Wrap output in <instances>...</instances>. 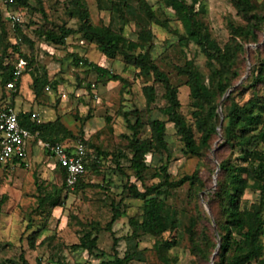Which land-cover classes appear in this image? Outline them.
<instances>
[{
	"label": "rangeland",
	"instance_id": "obj_1",
	"mask_svg": "<svg viewBox=\"0 0 264 264\" xmlns=\"http://www.w3.org/2000/svg\"><path fill=\"white\" fill-rule=\"evenodd\" d=\"M85 1L94 25L110 26L126 39L138 41L141 29L152 30L154 39L145 45L155 64L167 75L171 86L178 88L181 113L192 126L199 143L200 132L193 117L196 108L192 105L190 90L186 85L187 77L179 74V67L193 61L194 67L209 82L214 77V70L221 65L218 62L210 64L195 43L180 42L179 36L184 31L174 12L166 7L165 0L147 1L162 19L168 20L167 28L150 22L147 13L139 8L135 0H129L128 6L124 7L125 19H122L115 5L119 0H113L114 4L109 0H101V6L98 0ZM187 1L197 2L200 13L196 16V21L208 27L212 38L221 47L232 43L231 23L235 26H246L248 23L246 16L232 0ZM30 2L37 8L42 6L46 16L40 11L18 13L29 36L34 37V29L48 22L72 28L78 26L77 19L67 14L68 0ZM250 2L255 13L264 15V0ZM106 7H112L111 11L105 10ZM5 10L6 6L0 4V33L5 28L9 36H12L14 20L11 19L10 12ZM259 40L258 44H249L248 53L240 58L239 65L244 75L236 80L235 86H240L251 76L255 62L264 61V25L259 32ZM23 47L27 49V46ZM256 48H259L257 52H249ZM37 53L38 62L48 68L49 77L58 81L57 90L47 89L42 97L36 99L31 89V77L24 75L17 96L0 84V107L14 103L17 111L38 113L40 120L44 122L59 118L75 138L88 140L95 149L99 162L89 169L81 187L67 189L63 185L62 172L51 166L56 159L50 158L37 145H32L26 167L14 165L0 173V199L5 198L6 201L0 218V260L5 264H22L23 255L30 264H99L102 261H112L117 255L123 258L130 252L133 253V258L128 264H211V261L196 258L192 254L191 240H200L202 231L207 230L210 236L208 243L215 242L213 232L215 230L216 233L217 226L209 204V193L216 187L219 161L229 155L221 146L222 140L214 139L211 148L201 150L200 155L188 154L177 129L172 123L167 124L169 157L168 154L149 155L148 163L157 168L166 166L171 181L199 171L205 190L199 192L197 187L188 183L181 188L171 189L166 203L168 207L178 211L180 227L162 236L134 237L130 218L142 219L143 203L132 199L125 187L136 184L143 190L144 185L159 183L162 178H154L155 169L149 167L143 173V185L130 170L127 157L132 156L128 140L131 131L123 113L137 110L145 123L152 119L167 120L160 111L167 103L164 97L165 84L156 83L153 77H138L133 66L125 67L120 60L110 63L95 44L81 40L79 35L70 37L64 47L51 51L52 54H47L44 50ZM72 53L94 63L105 61V65L121 74L127 84L123 86L115 81L107 84L97 82L95 72H87L85 67H77L72 63ZM148 84L155 86L156 100L147 106L143 88ZM251 85L252 80L246 83V90L237 93L236 101L243 103L250 98L254 91ZM93 86L96 92L91 91ZM130 120L134 123L136 117L131 116ZM150 133L146 125L140 137L148 138ZM48 193L55 196V203L59 205L54 206L50 202L39 208L40 199ZM259 197V193L248 191L243 197V204L249 206ZM121 200L124 214L114 224L112 234L104 228L112 217V203L117 204ZM208 217L212 220V227ZM92 227H98L92 235L96 237L97 244L93 254L73 248ZM36 231H39L38 235L33 238ZM115 237L120 239L117 244ZM169 239L175 241V246L167 249L163 243ZM219 240L218 238V244Z\"/></svg>",
	"mask_w": 264,
	"mask_h": 264
},
{
	"label": "trees",
	"instance_id": "obj_2",
	"mask_svg": "<svg viewBox=\"0 0 264 264\" xmlns=\"http://www.w3.org/2000/svg\"><path fill=\"white\" fill-rule=\"evenodd\" d=\"M109 1L114 4L113 0ZM128 1L119 0L115 4L122 19H125L124 7L128 6ZM135 1L139 8L147 13L150 22L163 28L168 27V20L162 19L147 0ZM232 1L246 16L248 23L246 26H235L231 23L232 43L221 47L212 38L208 27L196 21L195 18L200 13V10L197 9V2L165 0L166 7L174 12L184 31L179 36L180 42L195 43L210 64L218 62L221 65L219 69L214 70L211 82L206 81L202 73L194 67L193 61H188L184 67H179V74L187 77L186 85L190 90L192 105L196 108L193 117L197 121V129L200 132L199 143H197L192 126L181 113L178 88L171 86L167 75L155 64L150 50L145 45L154 39L152 30L150 28L141 29L138 41H135L126 39L120 33L112 30L110 26H96L90 19L85 0H68L67 2L68 16L78 21L76 28L48 22L34 29V37L25 32L21 22L13 23L12 36H9L5 28H2L0 33V84L5 89L12 91L8 89L7 84L13 79L18 61L22 60L25 63L22 77L24 75L31 77V89L36 99L42 97L47 89L57 90L58 81L51 79L48 68L38 62L37 52L44 50L47 54H52L51 51L64 47L67 40L74 35H79L81 40L95 44L105 60H109L110 63L120 60L125 67L133 66L138 72V77L146 79L153 77L156 83L165 84L164 97L167 103L160 111L167 117V120L152 119L145 123L137 110L123 113L131 131L128 140L132 156L127 157L130 170L135 173L137 180L143 185L145 182L143 173L149 167L155 169L154 178H162L159 183L151 186L144 185L145 189L143 190L136 184L126 185L125 188L129 196L143 203L142 219L130 218L133 227L132 236H162L164 233L175 231L180 227L181 220L178 211L168 207L166 203L171 189L181 188L188 183L190 186L197 187L199 192L205 190L199 177V171L179 180L171 181L166 166L157 168L148 163L149 155L168 154L169 157L166 135L167 124L172 123L185 144L186 153L200 155L201 150L211 148L212 142L216 138L222 140V148L229 153L228 157L219 161L217 170L218 168L220 170L216 187H213L209 193V204L219 234L217 236L213 229L215 242L208 243L210 241L208 231H202L200 240L194 238L191 240L192 254L207 262L214 258L215 264H264V61L255 62L252 65L251 76L240 86H235L236 80L244 75L239 65L240 58L248 53L247 46L249 44L260 42L259 32L264 25V15L254 12L255 8L250 0ZM98 3L101 6V0H98ZM104 9L111 11L112 7ZM5 11L10 12L9 15L24 13V11H40L42 15H45L42 6L37 8L31 4L30 0H13L12 4L6 6ZM23 46H27V49H24ZM258 49L249 52H257ZM15 55L17 58L14 59ZM71 56L75 66L85 67L87 72H95L97 82L107 84L110 81H115L122 83L123 86L127 84L121 74L113 72L105 65V61L94 63L76 53H72ZM22 77L16 91H12L14 96H17ZM250 80H252L251 88L254 89L253 94L243 103L236 101L237 93L246 90L245 85ZM94 86L91 91L96 92ZM232 87L235 89L224 99ZM89 88L91 89V87ZM143 91L147 106L153 104L156 100L155 86L153 84L145 85ZM6 105L15 108L14 103ZM220 105L224 115L223 119L219 113ZM2 108L0 107V109ZM32 114V111H18L20 125L28 129L33 136L29 149L32 145H36L38 138L52 143L82 140L87 144V171L76 186L81 187L89 169L99 162L95 149L87 139L75 138L72 131L59 118L47 122L35 121L32 120ZM131 116L136 117L134 123L130 120ZM146 125L150 129V137L141 138L140 135ZM36 134H38L37 138L34 137ZM47 154L51 156L49 153ZM118 164L121 167L120 163ZM18 165L26 167L27 159L18 160ZM121 170L123 171V169ZM61 172L65 186V173ZM248 191H255L260 196L249 206L243 204V197ZM56 201L55 196L48 193L40 199L39 208H43L50 202L54 206L59 205V203H55ZM5 202V198L0 199V218ZM121 204H123V200L117 204L112 203V217L104 228L112 234H114V224L124 214ZM207 220L212 227L211 218L208 217ZM94 230H98V227H92L90 231H86L80 242L73 248L93 254L97 249L96 237H92ZM38 232H34L33 238L38 235ZM218 238L221 241L220 247H218ZM114 240L115 244L120 241L116 237ZM205 244L207 246L204 247ZM163 246L170 249L175 246V241L166 240ZM217 249L219 252L215 255ZM132 258L133 253L127 252L123 258L117 255L114 260L102 261L99 264H128ZM22 261V264H30L23 255ZM0 264L5 263L0 260Z\"/></svg>",
	"mask_w": 264,
	"mask_h": 264
},
{
	"label": "built area",
	"instance_id": "obj_3",
	"mask_svg": "<svg viewBox=\"0 0 264 264\" xmlns=\"http://www.w3.org/2000/svg\"><path fill=\"white\" fill-rule=\"evenodd\" d=\"M7 6L13 0H0ZM14 22H20V15L10 16ZM25 71V63L19 60L13 79L7 84L8 89L16 91L18 82ZM32 120L39 121V114L33 112ZM36 134L34 137L37 138ZM33 136L31 132L20 125L16 108L6 105L0 109V173L10 166L18 165V160H26L29 154V144ZM37 147L56 162L52 168L64 171V184L67 189H75L80 179L87 171V144L82 140H65L52 143L43 139L36 140ZM58 164V165H56Z\"/></svg>",
	"mask_w": 264,
	"mask_h": 264
},
{
	"label": "water",
	"instance_id": "obj_4",
	"mask_svg": "<svg viewBox=\"0 0 264 264\" xmlns=\"http://www.w3.org/2000/svg\"><path fill=\"white\" fill-rule=\"evenodd\" d=\"M234 89H235V87H232V88L228 91V93L225 95L224 99H225L226 97H228V95L230 94V92L233 91ZM221 104H222V103H221ZM219 113H220V115H221V117H222V119H223V118H224V115H223V111H222V106H221V105H220V107H219ZM219 170H220V169L218 168V171H219ZM216 182H217V176L215 177V183H216ZM216 233H217V235L219 234L217 228H216ZM220 245H221V241L219 240V246H218V247H220ZM218 252H219V249L216 250L215 255H216ZM211 264H215V262H214V258L212 259Z\"/></svg>",
	"mask_w": 264,
	"mask_h": 264
},
{
	"label": "crops",
	"instance_id": "obj_5",
	"mask_svg": "<svg viewBox=\"0 0 264 264\" xmlns=\"http://www.w3.org/2000/svg\"><path fill=\"white\" fill-rule=\"evenodd\" d=\"M31 149V148H30ZM53 169H55V170H59L58 168H53Z\"/></svg>",
	"mask_w": 264,
	"mask_h": 264
}]
</instances>
